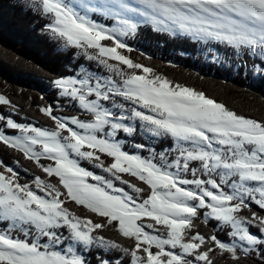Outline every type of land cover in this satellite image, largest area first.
Instances as JSON below:
<instances>
[{
    "label": "snow or ice",
    "instance_id": "obj_1",
    "mask_svg": "<svg viewBox=\"0 0 264 264\" xmlns=\"http://www.w3.org/2000/svg\"><path fill=\"white\" fill-rule=\"evenodd\" d=\"M40 4L65 46L112 75L82 69L53 81L87 118L46 105L39 111L48 128L0 114V145L55 179L21 183L0 160V264H91L90 256L96 264H219L217 254L231 264H264V119L156 74L126 54L133 49L122 39L150 24L157 33L214 42L231 51L235 71L264 81V0ZM0 105L16 107L2 94ZM136 121L171 144L150 157L130 153L125 140L137 133ZM197 221L215 222L224 235L202 234ZM108 227L131 244L98 234Z\"/></svg>",
    "mask_w": 264,
    "mask_h": 264
},
{
    "label": "trees",
    "instance_id": "obj_2",
    "mask_svg": "<svg viewBox=\"0 0 264 264\" xmlns=\"http://www.w3.org/2000/svg\"><path fill=\"white\" fill-rule=\"evenodd\" d=\"M98 21L109 26L115 24L107 19ZM49 23L50 19L43 14L39 0H0V65L4 68H0V94L7 96L16 106L13 108L0 105V114L11 116L21 123L51 128L53 123L39 111L40 107L53 105L57 108V115H85L84 118H87L86 113L80 114L74 104L59 96V89L53 84L54 80L67 76H82V69H87L94 76L112 74L96 61L88 60L82 50L65 46L64 42L46 27ZM124 40L133 49L126 54L135 62L153 68L156 74L203 91L208 97L225 104L240 115L264 119V81L235 71V58L229 49L214 42L204 44L183 36L157 33L150 24H141L135 34ZM207 55H213L217 63L208 61ZM4 63L12 68L13 72ZM136 71L142 74L141 70ZM227 86L233 87L226 90ZM13 109L18 113L16 118L13 116ZM141 123L135 122L138 137L132 144L142 143L148 147L151 137L140 130ZM126 139L129 144L131 137ZM170 144V139H161L155 142L152 149L158 153L161 148H167ZM0 160L18 171L21 183H31L36 175L55 183V179L48 178L34 162L3 145H0ZM94 171L101 173L99 169ZM67 206L78 215H91L75 204L69 203ZM197 223L198 230L206 236L224 234L213 226L215 222L207 225L199 221ZM98 234L125 246L131 244V241L120 236L111 227L100 230ZM110 254L112 253L105 252V255ZM216 259L219 264H231V257H221L217 254ZM89 260L91 264H96L93 257L90 256ZM243 264H254V260L249 258L243 261Z\"/></svg>",
    "mask_w": 264,
    "mask_h": 264
},
{
    "label": "rangeland",
    "instance_id": "obj_3",
    "mask_svg": "<svg viewBox=\"0 0 264 264\" xmlns=\"http://www.w3.org/2000/svg\"><path fill=\"white\" fill-rule=\"evenodd\" d=\"M34 1V0H33ZM40 1V0H39ZM99 22V21H98ZM99 23H102V22H99ZM105 25V24H104ZM106 27H113L114 26V24L113 25H111V26H109V25H105ZM132 34H130V35H128L127 37H123L122 39H125V38H127V39H129V37L131 36ZM126 41V40H125ZM0 58H2V55H0ZM211 60H215L214 58L213 59H211ZM0 64H1V62H0ZM8 68H9V70L10 71H12L13 72V70H12V68H10L6 63H4ZM2 66L0 65V68H1ZM2 69H4L3 67H2ZM9 70H8V72H9ZM10 73V72H9ZM54 84V83H53ZM229 84V83H228ZM56 87V86H55ZM233 86H227V87H225V89L227 90V89H230V88H232ZM55 109H57V108H55ZM15 109H13V116H14V118H16L17 116H18V113H16L15 111H14ZM145 111H147V110H145ZM80 114H82L81 112H79ZM85 114V113H84ZM150 114V113H149ZM83 117H85V115L83 116ZM20 119H21V117H20ZM134 125H135V122H132ZM138 134H135L134 136H132L131 137V139H130V141H129V144H131V146H132V149L130 148V147H128V148H126L130 153H138V154H141V151H140V149H137L136 147H135V145H133L132 143L134 142V141H136V138L138 137L137 136ZM160 139H154L153 141H151V145H150V149H148V150H151L154 146H155V142H158ZM126 141H128V139H126L125 140V143H126ZM140 144H142V143H140ZM133 150V151H132ZM215 232V231H214ZM224 235V234H223ZM223 235H221V236H223ZM95 263H96V261H95Z\"/></svg>",
    "mask_w": 264,
    "mask_h": 264
}]
</instances>
